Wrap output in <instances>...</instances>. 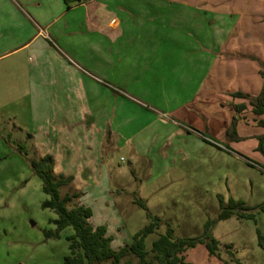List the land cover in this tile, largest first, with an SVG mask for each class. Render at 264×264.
I'll use <instances>...</instances> for the list:
<instances>
[{"label": "crops", "instance_id": "crops-1", "mask_svg": "<svg viewBox=\"0 0 264 264\" xmlns=\"http://www.w3.org/2000/svg\"><path fill=\"white\" fill-rule=\"evenodd\" d=\"M255 58L264 0H0V111L24 112L26 136L63 171L76 169L70 152L111 142L115 93L223 121L239 103L231 93H260ZM76 171L67 175L92 173Z\"/></svg>", "mask_w": 264, "mask_h": 264}, {"label": "rangeland", "instance_id": "rangeland-1", "mask_svg": "<svg viewBox=\"0 0 264 264\" xmlns=\"http://www.w3.org/2000/svg\"><path fill=\"white\" fill-rule=\"evenodd\" d=\"M255 59L263 88L264 61ZM136 96L141 101L114 94L111 127L107 124L111 142L107 138L85 149L81 157L76 143L66 145L76 151L70 152L72 168L92 173L74 175L61 193L79 194L77 201L92 210L89 222L106 226L116 250L131 244L152 217L159 223L145 239L148 258L153 256V242L169 230L174 239L198 238L205 223L216 220L212 234L219 241L220 256L198 243L184 253L187 262L264 264L256 231L264 236V211L257 210L256 219L234 215L217 220L221 198L225 204L230 198L251 207L264 203V152L259 147L264 148V112L254 111L255 95L231 93L239 103L226 107L223 121L217 119L216 110L202 112L200 105L173 113V107L155 103L153 97ZM123 98L129 104L117 108L115 100ZM19 124L27 128L21 131ZM26 130L34 129L24 112L0 111V264H66V236L74 229L64 228L60 237L45 235L55 230L51 220L56 213L42 207L48 195L30 160L40 159L43 147L36 143L37 137L29 139ZM57 162L54 159L55 176L77 172L63 171ZM131 259L138 264L135 257Z\"/></svg>", "mask_w": 264, "mask_h": 264}, {"label": "trees", "instance_id": "trees-1", "mask_svg": "<svg viewBox=\"0 0 264 264\" xmlns=\"http://www.w3.org/2000/svg\"><path fill=\"white\" fill-rule=\"evenodd\" d=\"M76 1L79 0H65L68 6ZM253 104L254 111L264 112V86L261 93L255 96ZM259 147L264 152L263 145L260 144ZM30 164L42 180L43 192L48 195V198L42 201V207L50 208L56 213V217L51 220L56 228L45 231V235L60 237V232L64 228L71 226L74 229L73 233L66 236L69 241V254L65 256L66 264H102L106 261H111L112 264H132L131 256L137 259L138 264H193L185 260L184 253L198 243L205 244L211 255L220 256L219 241L212 234V226L216 220L207 221L203 235L198 238L174 239L169 230L167 234L161 235L153 242L151 248L153 256L148 258L145 239L159 223L156 217H152L151 222L134 235L131 244H126L116 250L112 247L106 226L104 224L94 226L89 222L92 210L77 201L79 194L61 193V187L68 185L73 180V175L55 176L53 174L54 157L48 153L38 160H30ZM220 203L221 210L217 220L227 219L234 215L240 218L256 219V211H264V203L251 207L244 201L234 198H230L227 204L221 198ZM140 204L145 206L143 202ZM256 231L258 244L264 249V236L258 228ZM227 247L231 248V245ZM236 264H242V262L237 260Z\"/></svg>", "mask_w": 264, "mask_h": 264}, {"label": "water", "instance_id": "water-1", "mask_svg": "<svg viewBox=\"0 0 264 264\" xmlns=\"http://www.w3.org/2000/svg\"><path fill=\"white\" fill-rule=\"evenodd\" d=\"M32 224L34 225V222H32Z\"/></svg>", "mask_w": 264, "mask_h": 264}]
</instances>
